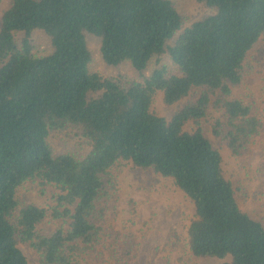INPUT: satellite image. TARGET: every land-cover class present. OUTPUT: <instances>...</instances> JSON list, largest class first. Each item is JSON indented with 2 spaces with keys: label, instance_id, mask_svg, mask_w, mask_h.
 Listing matches in <instances>:
<instances>
[{
  "label": "trees",
  "instance_id": "1",
  "mask_svg": "<svg viewBox=\"0 0 264 264\" xmlns=\"http://www.w3.org/2000/svg\"><path fill=\"white\" fill-rule=\"evenodd\" d=\"M5 4L0 264H31L20 244L40 264H129L141 236L133 232L132 199L131 215L121 214L114 169L123 163L171 179L181 191L191 208L184 253L264 264V221L238 197L260 174L228 178L202 126L215 112L210 133L235 161L261 143L263 112L238 94L251 72L264 74V66L249 63L264 35V0H0ZM91 37L100 39L107 66L135 75L95 68ZM159 99L175 107L170 117L156 109ZM28 183L37 200L21 198ZM50 188L56 204L42 205ZM48 220L62 224L49 229ZM107 238L113 242L101 249ZM181 238L176 233L175 247Z\"/></svg>",
  "mask_w": 264,
  "mask_h": 264
},
{
  "label": "rangeland",
  "instance_id": "2",
  "mask_svg": "<svg viewBox=\"0 0 264 264\" xmlns=\"http://www.w3.org/2000/svg\"><path fill=\"white\" fill-rule=\"evenodd\" d=\"M181 5H185L189 0H178ZM194 3V0H191ZM5 5L0 6L2 10ZM193 12L196 10L204 11L203 8L189 9ZM100 39L91 37L89 47L94 56L95 68L115 75L123 74L125 76H134L135 73L127 66L120 68H112L107 66L100 54ZM43 44V43H42ZM44 48V46H43ZM262 59V60H260ZM257 63L264 66V35L255 45L249 54V63ZM261 61V62H260ZM244 85L240 87L238 97L245 100L254 107L255 111L263 112L264 119V74L257 71L251 72L244 81ZM162 114L171 116L174 112V106H166L161 99L157 101L155 106ZM216 120L215 112H210L209 116L202 121V126L207 131L215 147L220 150L223 155V167L228 178L241 182L238 178H243L247 174H260L259 178L253 183L242 186L238 193L239 202L243 209L259 220L264 221V135L260 140L257 148L249 156L235 161L229 149L221 142V140L210 133L211 125ZM118 185L120 187L121 205H123V219L128 218L131 213L128 209L132 208L128 204L129 200H133L135 209L137 210L134 219L135 232L140 238V245L135 251V255L129 259V264H218V260L199 259L189 256V251L180 248L187 246L188 241L184 240L186 224L191 214V208L185 197L175 186L171 179L157 175L152 170H144L134 167L131 164L123 163L114 169ZM21 198L37 200V192L32 190V184L28 183L20 190ZM55 190L50 188L46 197H41L42 205H55ZM64 221V220H63ZM133 221V222H134ZM65 223V221H64ZM111 223H114L111 220ZM49 229H55L62 224L61 220H48L43 225ZM116 224V223H115ZM118 224V223H117ZM119 223L115 230L121 227ZM127 225L131 226L127 222ZM176 233H180L182 238L179 246L173 245ZM113 242L111 238H107L106 244L101 249L110 246ZM123 249L125 242L120 244ZM21 249L29 258L31 264H40L37 254L32 251L27 244H20ZM188 253V254H187Z\"/></svg>",
  "mask_w": 264,
  "mask_h": 264
}]
</instances>
